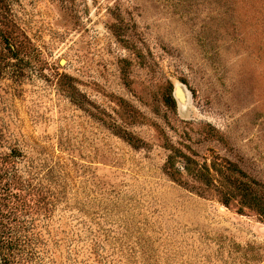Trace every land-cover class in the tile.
Here are the masks:
<instances>
[{"label": "rangeland", "instance_id": "obj_1", "mask_svg": "<svg viewBox=\"0 0 264 264\" xmlns=\"http://www.w3.org/2000/svg\"><path fill=\"white\" fill-rule=\"evenodd\" d=\"M8 16L29 42L21 71L0 65V153L19 150L33 206L21 264H264V223L163 169L169 144L264 182V0H8Z\"/></svg>", "mask_w": 264, "mask_h": 264}, {"label": "trees", "instance_id": "obj_2", "mask_svg": "<svg viewBox=\"0 0 264 264\" xmlns=\"http://www.w3.org/2000/svg\"><path fill=\"white\" fill-rule=\"evenodd\" d=\"M0 5L7 9L6 13L0 14V65H9L11 62L10 66L14 70L21 71V54L29 49V42L15 21L8 16V0H0ZM121 75L127 83L125 68H121ZM172 87V82H168L163 102L167 108L175 111ZM67 92L70 99L77 103L75 94L70 90ZM124 103L122 98H117V104L122 108ZM130 112L132 119L139 114L133 107ZM111 129L133 147H140L141 140L128 130L118 125L111 126ZM166 148L169 153L163 169L173 181L197 193L212 187L222 204L233 206L240 214L250 212L264 223V182L249 175L228 158L215 155L209 163H199L169 144ZM19 156L21 154L15 148L7 154L0 153V264H21L18 256L20 238L15 234V221L20 218L21 211H29L33 207L24 194L22 179L14 167ZM40 200L44 198L36 199V202L40 204Z\"/></svg>", "mask_w": 264, "mask_h": 264}, {"label": "water", "instance_id": "obj_3", "mask_svg": "<svg viewBox=\"0 0 264 264\" xmlns=\"http://www.w3.org/2000/svg\"><path fill=\"white\" fill-rule=\"evenodd\" d=\"M180 96H181V88L179 86H176L174 90V97L180 98Z\"/></svg>", "mask_w": 264, "mask_h": 264}]
</instances>
